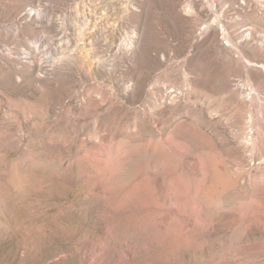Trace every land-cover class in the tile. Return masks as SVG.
I'll return each instance as SVG.
<instances>
[{"label":"rangeland","instance_id":"1","mask_svg":"<svg viewBox=\"0 0 264 264\" xmlns=\"http://www.w3.org/2000/svg\"><path fill=\"white\" fill-rule=\"evenodd\" d=\"M0 264H264V0H0Z\"/></svg>","mask_w":264,"mask_h":264}]
</instances>
